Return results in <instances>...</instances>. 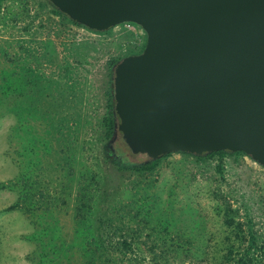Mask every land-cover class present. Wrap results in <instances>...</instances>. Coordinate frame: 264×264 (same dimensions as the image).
<instances>
[{
	"label": "rangeland",
	"instance_id": "1",
	"mask_svg": "<svg viewBox=\"0 0 264 264\" xmlns=\"http://www.w3.org/2000/svg\"><path fill=\"white\" fill-rule=\"evenodd\" d=\"M134 32L0 0V264H264V167L241 152L118 162L147 160L104 136Z\"/></svg>",
	"mask_w": 264,
	"mask_h": 264
},
{
	"label": "water",
	"instance_id": "2",
	"mask_svg": "<svg viewBox=\"0 0 264 264\" xmlns=\"http://www.w3.org/2000/svg\"><path fill=\"white\" fill-rule=\"evenodd\" d=\"M90 31L133 23L112 71L114 133L132 154L241 152L264 167V0H46Z\"/></svg>",
	"mask_w": 264,
	"mask_h": 264
},
{
	"label": "trees",
	"instance_id": "3",
	"mask_svg": "<svg viewBox=\"0 0 264 264\" xmlns=\"http://www.w3.org/2000/svg\"><path fill=\"white\" fill-rule=\"evenodd\" d=\"M109 115V120H108V126L106 128V133L104 134V136L107 138V136L114 131L113 128V122H112V117H113V112H112V106L110 107V111L108 112ZM102 152L104 153L105 158L107 159V161L109 162H113V161H117L118 159H116L115 155L112 153V151H110L108 145H102ZM181 154H186V153H181ZM214 154H225L223 152H216V153H211L208 154L206 156H192L189 155L191 157H195V158H203V157H208V156H212ZM169 154L162 156L156 160L153 161H149V160H144V161H140V162H127V163H122L121 160H118V162L121 164V166L125 169H129L130 171H134V172H139V173H147L151 170V168L155 165L156 162H158L159 160H161L162 158L168 156ZM118 163V164H119Z\"/></svg>",
	"mask_w": 264,
	"mask_h": 264
},
{
	"label": "built area",
	"instance_id": "4",
	"mask_svg": "<svg viewBox=\"0 0 264 264\" xmlns=\"http://www.w3.org/2000/svg\"><path fill=\"white\" fill-rule=\"evenodd\" d=\"M116 27L121 28V33L123 35H126V34L128 35L129 33H131V31L135 30L134 35H133L134 38L131 41V46L135 48L134 51L140 53L145 44V34L142 31V29L133 23H122V24L114 26L113 28H116Z\"/></svg>",
	"mask_w": 264,
	"mask_h": 264
},
{
	"label": "flooded vegetation",
	"instance_id": "5",
	"mask_svg": "<svg viewBox=\"0 0 264 264\" xmlns=\"http://www.w3.org/2000/svg\"><path fill=\"white\" fill-rule=\"evenodd\" d=\"M108 147H109V149H110V151H111V147H110V145H108Z\"/></svg>",
	"mask_w": 264,
	"mask_h": 264
}]
</instances>
